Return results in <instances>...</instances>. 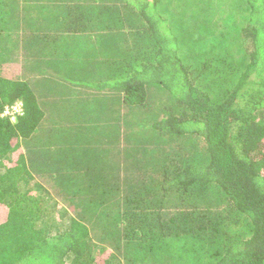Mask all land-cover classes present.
Returning <instances> with one entry per match:
<instances>
[{
	"label": "trees",
	"instance_id": "1",
	"mask_svg": "<svg viewBox=\"0 0 264 264\" xmlns=\"http://www.w3.org/2000/svg\"><path fill=\"white\" fill-rule=\"evenodd\" d=\"M10 1L22 10H12L14 25L42 39L29 49L13 35L12 51L36 54L46 41L57 55L63 35L86 38L127 26L140 38L132 54L144 47L148 55L142 40L152 36L163 50L155 63L169 67L182 94L158 126L171 150L159 173L163 182L146 192L144 186L127 189L120 215L113 221L116 213L109 210L105 224L94 208L98 200L69 193L37 156L48 132L46 93L26 79L31 74L25 68L20 79L0 76V264H264V0H248L251 26L243 33L253 49L238 79L211 90L197 86L205 66L185 67L164 40L160 0ZM21 1L42 3L46 15L35 21L31 14L27 23ZM147 77L146 71L128 74L119 89L127 102L146 105ZM17 103L22 115L12 122L3 114ZM54 212L65 228H57Z\"/></svg>",
	"mask_w": 264,
	"mask_h": 264
},
{
	"label": "rangeland",
	"instance_id": "2",
	"mask_svg": "<svg viewBox=\"0 0 264 264\" xmlns=\"http://www.w3.org/2000/svg\"><path fill=\"white\" fill-rule=\"evenodd\" d=\"M40 5L18 3L24 7L20 16L27 23L31 14L32 18L36 14L35 21L43 19L46 6L41 9ZM14 6V1L0 2V38H5L0 42V76L20 79L25 68L31 74L26 79L46 93L48 110L43 127L48 132L36 150L42 167L46 172L57 171L58 181H65L64 188L72 195L79 192L91 202L98 200L94 208L108 224L109 210L116 213L113 221L120 215L127 189L129 194L144 186L141 191L146 192L163 182L159 173L168 165L171 150L167 135L158 126L167 120L168 111L176 108L174 103L182 94L180 81L171 78L169 67L155 63L163 50L152 36L145 35L142 40L148 55L144 47L142 53L132 54L135 37L140 38L122 25L86 38L63 35L57 41L63 39L57 55L50 53L52 43L46 41L41 44L44 51L30 53V57L16 48L12 51L16 45L13 35L23 37L28 48L42 40L25 33L24 25H14L18 21L12 18V10H21ZM158 14L162 36L181 64L193 69L205 66L197 79L199 88L221 89L226 87L223 81L238 79L240 67L253 49L243 33L251 26L248 0H160ZM16 28L19 30L13 31ZM2 44L7 45L5 49ZM144 71L148 75L146 105L127 102L120 84L125 85L128 74L138 77ZM52 216L57 217L59 230L65 228L60 213Z\"/></svg>",
	"mask_w": 264,
	"mask_h": 264
},
{
	"label": "built area",
	"instance_id": "3",
	"mask_svg": "<svg viewBox=\"0 0 264 264\" xmlns=\"http://www.w3.org/2000/svg\"><path fill=\"white\" fill-rule=\"evenodd\" d=\"M22 115V104L17 103L12 107H6L3 116L9 117L12 122H16L17 117Z\"/></svg>",
	"mask_w": 264,
	"mask_h": 264
}]
</instances>
